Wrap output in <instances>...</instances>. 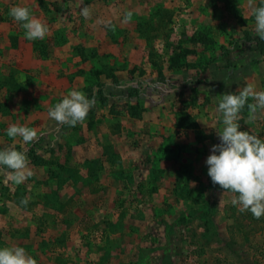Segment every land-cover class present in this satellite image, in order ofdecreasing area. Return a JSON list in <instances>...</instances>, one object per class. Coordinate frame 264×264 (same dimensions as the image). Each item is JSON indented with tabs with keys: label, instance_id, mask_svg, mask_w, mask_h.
Segmentation results:
<instances>
[{
	"label": "rangeland",
	"instance_id": "1",
	"mask_svg": "<svg viewBox=\"0 0 264 264\" xmlns=\"http://www.w3.org/2000/svg\"><path fill=\"white\" fill-rule=\"evenodd\" d=\"M38 1L46 4L48 9L43 15L44 20L55 19L57 23V27L50 26L55 27V33L47 38L50 47L58 48L70 39L66 35L63 37L60 29L65 23L64 18L66 22L78 21L79 28L87 26L88 20L79 18L83 0ZM95 1L99 7L90 17L96 18L98 26L105 27L112 37L116 34L126 39L135 34L143 39L142 49L138 57H132L131 66L122 69L118 77L110 73L107 82L111 85L112 80L114 87L104 82L99 92V86L91 84L92 79L89 84L85 83V87L88 86L85 90L78 88L90 99L96 92L97 96L99 93L104 96L106 104L110 100L117 105L116 110L122 113L120 123L123 130L122 135L111 138L117 141L110 143L115 147L121 144L137 149L135 153L123 154L124 158L126 156L124 170L132 169L129 176L133 183L126 184L125 174L119 181L123 189L118 200L119 208L132 216L138 214L137 220L144 225L127 226L123 237V234L117 235L128 247L130 245L127 264H156L160 256L162 264H264V216L256 219L250 212H241L239 206H233L231 200L237 194L214 184L205 163L212 145L219 143L217 129L221 127L222 118L217 108V95L238 93L247 84L254 85L257 91L264 90V40L255 35L252 16V7L257 6L259 0ZM26 2L0 0V34H6L8 28L13 29L14 20L9 9ZM35 11L33 16L41 17L42 11L39 8ZM100 12L109 15L103 18ZM125 12L132 13L130 19H125ZM105 20H110L111 25L106 27L101 23ZM3 36L0 41V135H3L0 136V148L15 147L24 151L29 159L25 172L31 171L32 175L17 185L10 179V170H0V246L24 247L35 257L37 264H46L48 258L52 260L73 254V249L63 251L51 239L60 235H57L60 232L57 227L67 225V222L77 223L78 239L87 244L81 246V253L106 241L108 245L116 246L113 239L106 240L109 234L105 221L111 214L107 212L104 216L106 196L99 194L110 191L113 181L110 182L109 178L113 171L121 169L97 170V160L92 162L95 170L84 168V154H88L93 145L101 146V142L94 139L95 134L84 131L87 133L86 152L81 150L75 158L59 146L65 140L62 129L69 126L53 119L42 121L45 133L39 135L38 140L26 143L7 136L5 129L12 124L29 127L33 124L26 121L25 114L17 109L18 100L26 96L27 91L14 86L12 79L16 71L18 80L28 74V55L26 51L22 52L25 45L18 54L10 55L8 40L13 41L7 34ZM23 36L21 41L29 43ZM54 52H51L53 59L50 57V62L57 68L59 62L55 59L67 58L54 56ZM40 54L41 57L48 56L44 48ZM55 74L57 76V69ZM11 88L15 91H10ZM52 91L47 96H54ZM140 94L147 101L144 107L135 103L136 114L146 112L141 120L135 121L124 113V101L130 102ZM94 99V108L102 106L100 98ZM38 108L36 110L41 112L40 106ZM158 111L163 114L161 121L155 119ZM175 113L181 121L180 126L177 122L179 129L176 125L174 128ZM255 117L249 120V110L245 106L240 114L241 130L264 138V110H257ZM111 128L117 130L119 125L113 123ZM111 156L117 161L118 155L112 153ZM59 159L66 163L59 164ZM175 170L181 174H176ZM96 173H99V179L95 181ZM89 176L95 181L92 186L97 187L95 198H98L99 206L91 200ZM148 178L153 179L151 186ZM178 178L177 184L174 180ZM159 183L156 198H149L147 194ZM188 193V199H198L193 205H189L192 203L186 198ZM59 194L62 202H58ZM43 195V200H39ZM23 199L28 200L26 205L21 204ZM64 199L67 200L64 202ZM206 202L209 208H206L208 214L204 215L200 209ZM43 203L55 206L63 203L75 209L63 216L54 213L46 217L42 215ZM166 206L169 207L167 210L161 209ZM101 212H104L103 216ZM158 218L168 220L167 229L158 223ZM41 242L45 248H37L36 244ZM84 258L87 264H93L88 253Z\"/></svg>",
	"mask_w": 264,
	"mask_h": 264
},
{
	"label": "crops",
	"instance_id": "2",
	"mask_svg": "<svg viewBox=\"0 0 264 264\" xmlns=\"http://www.w3.org/2000/svg\"><path fill=\"white\" fill-rule=\"evenodd\" d=\"M27 2L25 4H22V6L29 7L32 11V13L35 11V9H40L42 11L41 17H38L43 22H45L48 26V33L46 37L42 40H35L30 41L26 39L29 43H23L21 40L24 38V29L20 26L18 22L13 21L12 27L13 29L8 28L7 30V36L9 39H12L13 43L8 40L9 43V52L10 55H14V52L18 54L19 50H22V46L25 45V49L22 50V52L26 51L28 55V60L26 63H29V69L27 70L26 77H23L22 80H18L17 78V71L16 74L13 75L12 79L14 82V86H20L22 89L27 91L26 96H22L21 99L18 100L17 109H20L24 114L26 121H29L33 124V128L37 131L39 129V135H44L45 130L42 121L51 120L52 118L48 115V108L54 106L57 102H59L70 90L73 88L75 89H82L85 90L87 87L85 85L92 80L93 82L91 84L104 83L105 85H110L107 82V79H110V73L120 76V74L123 72L122 69H128L131 66V63L133 61V56L137 55L142 49L141 41L142 38L138 37L135 34H132L126 39L119 35L116 36V34L113 35V37L107 33V29L105 27L98 26L97 21L93 17L87 18L88 23L87 26H83L84 28H79L80 25L78 24V21H65L66 18H64V25L62 28V34L63 37L66 35L67 37H70L64 45H59L58 48L56 47H50L52 45L49 44V40L51 38L50 35L54 34L55 26L57 23L54 21L55 19L51 20H44L43 15L45 12L48 11L45 6L46 4L40 3L39 1L36 2V0H26ZM74 1V0H73ZM75 2V1H74ZM77 2V0H76ZM35 4L37 5L35 7ZM40 5V6H39ZM78 6L79 4L76 3ZM20 6V5H15ZM87 6L90 9V12L92 14L93 11L98 9L99 4L95 0H83L81 7L79 8V13L81 12V9L83 7ZM106 11V10H105ZM36 14L38 11H35ZM105 13V12H104ZM108 12L105 14L100 12V16L103 18L108 17ZM81 16V17H80ZM91 16V15H90ZM82 15L79 14V18L82 19ZM84 18V17H83ZM78 24V25H77ZM53 25L55 27L50 28V26ZM77 25V26H76ZM96 25V26H95ZM76 26V27H75ZM82 30V31H81ZM57 31V30H56ZM80 32V33H79ZM13 33V36H10ZM6 34H0V41L3 40V35L6 36ZM129 42L131 46L129 45ZM62 44V43H61ZM1 47V46H0ZM44 49H46V52L48 56L41 57L40 52ZM56 53L54 56L64 55L67 59H55L57 60L58 66L55 68L53 65H51L50 59H53V54L51 52ZM25 53V54H26ZM141 56H143L141 54ZM51 57V58H50ZM60 57V56H59ZM73 58V61L71 60ZM41 61V62H40ZM40 62V63H39ZM44 62V63H42ZM72 62V63H71ZM103 64V65H102ZM115 64V66L113 65ZM107 68V70H104V68ZM113 68V69H112ZM57 69V77L55 74V71ZM95 70H102L103 73H100L99 76L95 75ZM54 71V72H52ZM28 76V77H27ZM95 77V78H94ZM30 79L34 82H31ZM57 81V82H56ZM121 81V80H119ZM86 83V84H85ZM89 84V83H88ZM113 82L111 80V85L113 86ZM97 86V84H96ZM116 86V85H115ZM140 86V84H138ZM117 87H120L117 85ZM129 87H131V83L129 84ZM16 88V87H15ZM91 89V86H89ZM78 89V90H79ZM140 89H143V86ZM15 91L14 88H11L10 91ZM50 90L53 92L54 96H47V93L50 92ZM93 94L95 96H92L91 98H100V101L102 103V106L94 108L92 107L88 113L87 118L79 122L75 127H65L62 129L61 135L65 137V140H63V144L59 145L61 150H64V152L69 153V155H73V157H76V153H81L82 150L84 153L86 152L85 146H86V138L84 131H89L95 134L94 139H98L99 142H101V146L96 147L93 145V149H88V154H84L86 158L82 160L84 168L91 169L96 166L92 164L93 160H97L98 167L97 170L102 169H121L120 171L116 172L113 171L112 177L109 173V180L110 182L113 181L110 191L107 190L105 194H99V195H105L106 199L105 202L107 203V206L105 207V213L108 214L109 212L111 214L109 219H106V231L108 232L109 236H107L109 240L113 239L114 247L113 245H108L107 241L105 244H98L99 246L89 247L90 249L87 251H83L81 253V246L87 245L84 242H81L78 239V226L77 223L75 224H63L60 228L57 227V229L60 231L58 236H54V238H51L55 240L56 245L59 246V249L62 248V250H71L73 249V254L62 256L61 258H56L46 260V264H87L85 262V256L88 253L89 258L92 260L93 264H127L128 263V257L129 254V247L126 243L123 242L122 238L125 235L126 227L133 225L135 227H142V225L137 219L139 216L138 214H135V216H132L130 213H127V211L119 208L118 206V200L120 201V196L123 192L122 189V182L119 181L122 180V176L125 174V181L126 184L131 185L133 181H131V176L129 174L131 173L130 169L128 172L124 169H126V163L124 160L126 159V156L124 158L123 154L129 152H136L137 149L133 147V149L129 147H125L119 144L117 147L113 145V143L110 142H116L117 140L112 141L111 138H114V136H120L122 135V113L120 111L116 110V104L113 101L108 100V104H106V99L103 95L100 96V93ZM113 97V95H111ZM138 99V100H137ZM141 99H143L141 101ZM2 100H0L1 102ZM147 99L142 96V94L139 95L138 98L134 97L130 99V102L124 101L126 108L124 113H126L127 116L130 117V119H133L135 121H139L143 118V114L146 111H143L142 113L136 114V108L134 107L135 103L138 102L142 107L146 106ZM131 105V106H130ZM137 105V104H136ZM40 106L41 112H39L36 109H39ZM180 110V109H177ZM94 111V112H93ZM93 112V113H92ZM134 114V115H133ZM176 116L174 117V128L176 125V129H179V126L181 125V121L178 119L177 113H175ZM23 116V114H22ZM156 120L161 121L163 114L161 112H156ZM23 118V117H22ZM0 120H1V114H0ZM172 120V119H171ZM121 122V123H120ZM179 126H178V124ZM180 122V123H179ZM118 124L119 129L114 130L111 128V124ZM120 123V124H119ZM39 124L41 125V128H38ZM95 127V129H93ZM3 136V135H0ZM1 138V137H0ZM72 138V139H71ZM67 139H70L69 141ZM84 139V140H83ZM73 140V141H72ZM97 141V142H98ZM61 142V141H60ZM110 143V144H109ZM124 143V142H123ZM113 145V146H111ZM117 148V149H116ZM97 153V154H96ZM112 153L114 156H117V161L112 160ZM96 154V155H95ZM45 159V158H43ZM46 161V160H45ZM44 162V161H43ZM41 162V163H43ZM48 163V162H46ZM45 163V164H46ZM59 164H65V160L59 159ZM44 164V163H43ZM50 165V164H48ZM181 169V167H179ZM124 170V171H123ZM176 173V170H175ZM178 173V172H177ZM176 173V174H177ZM92 177V176H91ZM149 177V176H148ZM159 177V176H158ZM176 177V176H175ZM89 180L87 183H89L90 188V197L91 200H95V204H98V191L97 187H93L92 184L99 179V173H96V176L93 178L95 181H92L93 179L88 178ZM147 180H151L149 182V185L151 186L153 183V179L148 178ZM176 182V180H174ZM115 184L116 186H113ZM160 184L155 186L151 193L149 192L144 193L149 195V198L153 197L156 198L158 191L160 189ZM160 193V192H159ZM172 194V193H171ZM141 196L143 193L140 194ZM44 195L39 198V200H43ZM58 202H62L63 198H61V195L59 194L57 196ZM174 198L176 199L177 196L174 194ZM67 199H64V202ZM76 198L74 199V201ZM94 202V201H93ZM116 202V205H115ZM90 205H92V202H89ZM112 205V208L109 206ZM43 210L42 215H45L46 217H50V215L54 213H58L59 215L63 216L66 215V213H70L74 211L69 206H66L65 204L59 205H51L43 203ZM115 208H114V207ZM107 208V209H106ZM169 207H164L161 209L167 210ZM137 213V211H136ZM160 217V216H159ZM159 219V218H158ZM158 223H161L163 229H167L168 227V220H164V218H160L158 220ZM123 234V235H122ZM117 235H122V237L118 238ZM60 236V239L58 238ZM112 237V238H111ZM44 238V237H43ZM70 238H73V240H69ZM117 239H119V242H117ZM46 241V240H45ZM48 241V240H47ZM134 241H137L134 238ZM48 244V242H46ZM37 248H45L46 245L41 242L36 244ZM42 246V247H41ZM50 247V246H49ZM28 248V247H27ZM135 248V247H134ZM84 249V247H82ZM114 250H117L118 252ZM137 250V248H135ZM139 251V249H138ZM138 251L136 252V256H138ZM78 253V254H76ZM162 256H160L158 263L156 264H162ZM46 259V258H45ZM55 262V263H54ZM57 262V263H56Z\"/></svg>",
	"mask_w": 264,
	"mask_h": 264
},
{
	"label": "clouds",
	"instance_id": "3",
	"mask_svg": "<svg viewBox=\"0 0 264 264\" xmlns=\"http://www.w3.org/2000/svg\"><path fill=\"white\" fill-rule=\"evenodd\" d=\"M9 14L24 29L26 39L35 41L46 37L47 24L33 16L29 7L13 6ZM80 14L87 19L91 12L85 6ZM124 16L126 20L130 19L132 13L125 12ZM252 16L255 35L264 40V0L252 7ZM101 23L106 27L111 25L110 20ZM216 99L222 119L221 127L217 129L219 143L212 145L211 154L205 161L208 175L223 190L237 194L231 200L233 206H239V211L250 212L259 219L264 216V138L241 130L240 114L247 106L249 120H254L257 110H264V90L257 91L254 85L247 84L238 93L225 92ZM94 104V98L90 99L83 91L73 88L48 108V115L59 124L75 127L87 118ZM5 131L8 137L26 143L34 141L38 135L35 128L22 124H12ZM28 163L24 151L15 147L0 148V170H10V179L15 184L23 183L32 175L31 171L25 172ZM27 203V199L21 200V204ZM0 264H37V260L24 247L0 246Z\"/></svg>",
	"mask_w": 264,
	"mask_h": 264
},
{
	"label": "trees",
	"instance_id": "4",
	"mask_svg": "<svg viewBox=\"0 0 264 264\" xmlns=\"http://www.w3.org/2000/svg\"><path fill=\"white\" fill-rule=\"evenodd\" d=\"M95 75L96 76H99V74L100 73H102V70H95ZM98 86H99V89H98V91L100 92L101 91V88H102V84L101 83H99V82H97L96 83ZM91 170H95V167L94 168H91ZM181 173L179 172L178 173V175H180ZM179 181V178L176 180V183ZM178 184V183H177ZM187 184V183H186ZM190 196V193H188L187 195H186V198L188 199V198H190L189 197ZM192 197V196H191ZM189 201H191V203L192 204H189V205H193V203H196L197 201H198V199H195V197L194 198H192V200H190V199H188ZM190 207V206H189ZM206 208H209V206H208V204H207V202L206 203H204V205L201 207V209H200V211L202 212V213H204V215H207L208 213V210H206ZM193 209H195V208H193ZM189 212H191V210L189 211ZM211 213V212H210ZM204 226H205V224H204Z\"/></svg>",
	"mask_w": 264,
	"mask_h": 264
}]
</instances>
